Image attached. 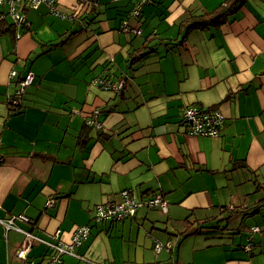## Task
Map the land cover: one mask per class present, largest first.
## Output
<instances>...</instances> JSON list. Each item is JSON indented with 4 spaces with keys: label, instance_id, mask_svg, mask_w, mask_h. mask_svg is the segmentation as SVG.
Here are the masks:
<instances>
[{
    "label": "crops",
    "instance_id": "obj_1",
    "mask_svg": "<svg viewBox=\"0 0 264 264\" xmlns=\"http://www.w3.org/2000/svg\"><path fill=\"white\" fill-rule=\"evenodd\" d=\"M134 1L58 0L68 17L40 5L25 10L29 27L1 21L0 264H45L53 254L4 228L18 213L29 223L15 224L44 240L58 229L67 243L89 227L79 256L64 254L63 264H264V209L240 212L261 198L255 176L264 180V0L192 29L180 20L231 0H149L131 17ZM123 20L139 33L124 32ZM28 71L32 83L10 105ZM99 75L125 86L104 89L93 83ZM189 105L222 112L218 136L185 132ZM124 189L161 193L167 211L142 206L131 218L94 221L96 205ZM208 216L217 218L196 234H175ZM155 240L172 251H155Z\"/></svg>",
    "mask_w": 264,
    "mask_h": 264
},
{
    "label": "built area",
    "instance_id": "obj_2",
    "mask_svg": "<svg viewBox=\"0 0 264 264\" xmlns=\"http://www.w3.org/2000/svg\"><path fill=\"white\" fill-rule=\"evenodd\" d=\"M149 0H135L131 7L128 15L138 16L140 10L144 4ZM58 0H0V21L5 17H9L13 23L23 24L29 27V22L25 14L27 9H35L40 5H45L49 8L52 13H56L60 18L68 17V14L57 11L56 4ZM5 6V8H3ZM3 8V10H2ZM264 19V14H263ZM122 30L124 32L139 33V30L132 28L128 25L126 20L122 21ZM11 76L15 75V71H11ZM34 75L31 71H28L17 83V87L10 99V105H17L20 103V99L23 95L24 88L32 83ZM94 84L100 85L104 89L112 91H118L124 87L125 80L119 79L116 81L106 80L99 75L93 82ZM224 116L218 108H202L195 105L186 106L181 113V123L184 126L185 132L189 135L199 137H215L218 136L223 127ZM87 125H95L99 127V122L93 117L85 119ZM120 197L118 200H112L111 202H105L98 204L95 207L94 216L97 220H116L121 221L127 218H131L135 215L137 210L142 207H154L162 212L167 211V202L160 193H155L146 196H136L132 191L124 189L119 193ZM52 200L47 201V205H51ZM19 219L27 221L28 218L24 214H18L1 220L4 223L6 230L13 229L22 232L26 237L25 239H37L39 242L44 243L49 249L53 251V254L45 261V264H63L62 256L64 254H70L72 256H79L74 248L81 245L83 239L89 233V227L87 225H80L73 229L69 242H63L59 238L60 231L57 229L49 240H44L35 236L31 231H26L19 228L15 221ZM3 225V224H2ZM253 231H257L258 228L254 227ZM154 250L160 251L162 248L170 250L172 245L169 241L162 244L160 241H154ZM29 245L16 251V256L24 257ZM249 250L247 246L245 248ZM33 264V263H31ZM98 264V263H95ZM166 264H177L175 262H169Z\"/></svg>",
    "mask_w": 264,
    "mask_h": 264
},
{
    "label": "trees",
    "instance_id": "obj_3",
    "mask_svg": "<svg viewBox=\"0 0 264 264\" xmlns=\"http://www.w3.org/2000/svg\"><path fill=\"white\" fill-rule=\"evenodd\" d=\"M243 1L244 0H231V1H227L226 3L224 2L223 4H220L214 11H208V12L199 13V14H188L182 20H180V24L181 25H185L188 29H192V28H204V27H207L210 24L221 23L222 20H224V18H226L228 15L232 14L233 12H235L237 10L239 4H241ZM1 23L2 22L0 21V24ZM124 86H125V84H124ZM123 88L124 87H122L121 89H123ZM121 89H119L118 91H115V92H119ZM40 156H42L43 158H47V156H45V155H41L40 154ZM263 165H264V163H263ZM245 166L246 165H245L244 162H236V163H234V167L235 168H242V167H245ZM254 187H255L254 188V192L262 191L263 193L261 195V198L255 200L252 203H250V204L244 206L243 208H241L240 212L242 213V217L243 218L251 216V215H254V214L260 212L262 209H264V180L259 181L256 178V176H255V178H254ZM145 193L143 192L142 196L143 195L154 194L156 192L149 193V191L147 190ZM111 201L112 200L107 201V202H111ZM149 208H154V207H149ZM18 214H23V213H18ZM216 218H217L216 216H208V217L201 218V219L194 218L190 222H188V224H186V226L183 228V230L178 231L175 234L176 235L177 234L181 235L182 238H185L187 236L196 234L200 230V226L204 222L213 221ZM93 219H94V221H103V222H109V223L116 221V220H110V221L97 220L95 218V216L93 217ZM186 220H189V216L186 217ZM26 222L29 223V218H28V220ZM257 228H258L257 231H259L260 230L259 227H257ZM170 250L172 251V247H171ZM249 252L253 253V250L249 251Z\"/></svg>",
    "mask_w": 264,
    "mask_h": 264
},
{
    "label": "rangeland",
    "instance_id": "obj_4",
    "mask_svg": "<svg viewBox=\"0 0 264 264\" xmlns=\"http://www.w3.org/2000/svg\"><path fill=\"white\" fill-rule=\"evenodd\" d=\"M261 193H263L262 191H260ZM257 198H260V197H257ZM158 214H159V210L156 211ZM153 235L154 236H157L158 238H160L159 240L161 242H164L165 238H166V235H164L162 232H160L159 230H153ZM165 250H163L162 253H164Z\"/></svg>",
    "mask_w": 264,
    "mask_h": 264
},
{
    "label": "clouds",
    "instance_id": "obj_5",
    "mask_svg": "<svg viewBox=\"0 0 264 264\" xmlns=\"http://www.w3.org/2000/svg\"><path fill=\"white\" fill-rule=\"evenodd\" d=\"M155 194V193H154ZM161 194V193H160ZM152 195V194H151ZM162 195V194H161Z\"/></svg>",
    "mask_w": 264,
    "mask_h": 264
}]
</instances>
